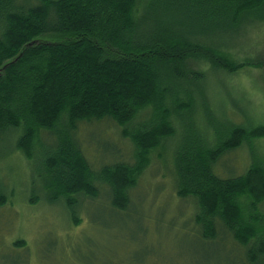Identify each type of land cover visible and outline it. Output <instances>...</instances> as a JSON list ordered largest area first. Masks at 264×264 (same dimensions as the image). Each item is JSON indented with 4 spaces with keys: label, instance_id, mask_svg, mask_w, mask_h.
I'll list each match as a JSON object with an SVG mask.
<instances>
[{
    "label": "trees",
    "instance_id": "16d2710c",
    "mask_svg": "<svg viewBox=\"0 0 264 264\" xmlns=\"http://www.w3.org/2000/svg\"><path fill=\"white\" fill-rule=\"evenodd\" d=\"M263 15L264 0H0V130L22 127L16 145L28 158L39 134L51 135L42 160L49 201L95 199L101 182L103 203L122 211L151 154L176 142L177 194L195 198L197 232L215 240L223 229L264 264V155L254 144L264 123L216 115L206 94L212 71L253 63L226 49L242 23ZM197 109L196 126L180 130ZM107 117L133 145L132 160L95 170L75 130ZM244 144L246 170L219 175L220 158ZM7 200L0 194V205Z\"/></svg>",
    "mask_w": 264,
    "mask_h": 264
},
{
    "label": "rangeland",
    "instance_id": "374dc122",
    "mask_svg": "<svg viewBox=\"0 0 264 264\" xmlns=\"http://www.w3.org/2000/svg\"><path fill=\"white\" fill-rule=\"evenodd\" d=\"M232 37L226 50L241 63H253L233 73L212 71L207 98L216 115L264 123V15L242 23ZM200 113L178 118L179 129L194 128ZM22 133V127L0 130V194L8 198L0 205V264H256L247 259V246L223 229L215 240L197 232L195 198L177 194L176 142L151 154L130 191L131 209L122 211L103 203L108 197L101 182L95 199L80 194L73 206L64 198L49 201L42 160L51 135L44 129L35 156L28 158L16 145ZM75 135L95 170L115 159L132 160L133 145L112 118L81 120ZM254 144L264 155V138ZM250 159L244 144L223 155L215 170L237 175ZM259 210L263 218L264 202Z\"/></svg>",
    "mask_w": 264,
    "mask_h": 264
}]
</instances>
